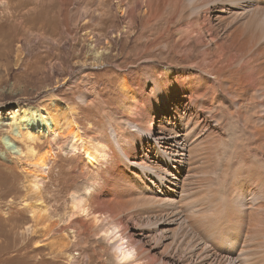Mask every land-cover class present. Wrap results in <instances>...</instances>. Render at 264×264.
I'll list each match as a JSON object with an SVG mask.
<instances>
[{
    "label": "rangeland",
    "instance_id": "1",
    "mask_svg": "<svg viewBox=\"0 0 264 264\" xmlns=\"http://www.w3.org/2000/svg\"><path fill=\"white\" fill-rule=\"evenodd\" d=\"M152 1L150 15L145 12L148 0H0V112L44 106L52 99L60 113L70 111L86 135L108 141L105 114L119 112L123 78L154 108L162 91L160 84L146 78L147 72L167 66L184 71L174 76L176 96L164 99V112L153 113V129L162 147L146 138L128 145L131 162L161 168L164 187L152 175L158 172L118 156L108 177L103 169L92 171L79 150L69 152L64 143L54 150L43 174L38 207L45 213L39 218L23 201L28 160L0 142V264H111L109 245L101 241L102 218L103 223H118L124 245L134 249L132 260L137 253L145 256L137 264H187L191 235L179 226L154 228L158 216H150L145 205L151 190L164 196L161 190L169 178L180 174L163 162L162 151L169 152L167 145L174 139L168 142L161 139L164 136L190 131L189 158L181 163V172L201 173L213 184L220 180L221 191L223 187L227 192L229 183L237 179L233 174L245 179L258 166L264 170V28L262 34L254 35L264 24V0L257 5L261 23L238 6L231 9L221 0H196L203 6L208 35L225 56L217 64L214 80L196 62L201 47L159 17L168 0ZM169 1L177 6L183 3ZM183 78L194 82L191 95L183 89ZM215 92L221 99L211 105ZM66 132L64 126L62 134ZM3 134L15 148L23 149L8 126L0 128ZM34 148L41 154L50 149V143L43 137ZM171 150L175 155L178 149ZM234 168L239 169L232 173ZM90 180L97 184L96 202L90 207L97 216L69 218L72 191ZM191 183L186 177L183 187ZM181 235L183 241L174 243ZM260 258L254 253V261Z\"/></svg>",
    "mask_w": 264,
    "mask_h": 264
},
{
    "label": "bare ground",
    "instance_id": "2",
    "mask_svg": "<svg viewBox=\"0 0 264 264\" xmlns=\"http://www.w3.org/2000/svg\"><path fill=\"white\" fill-rule=\"evenodd\" d=\"M215 1L218 2L219 0ZM251 1L221 0L220 3L227 5V7L231 6V9L238 6L237 8H241L253 21L255 19L261 23L257 15L259 0H254V5L249 4ZM245 2L246 4H244ZM166 5L167 8L158 11L159 17L164 19L169 26L170 24L176 26V31L183 33L186 38H193V42L201 47L196 61L200 66V70L212 73L213 80L216 79L218 74L216 72L217 64L225 56L222 55L223 52L215 42H212L213 38L207 33V25L202 18L204 11L201 9L203 6L199 5L196 0H183V3L178 6L173 5L168 0ZM151 6H153V1L148 0L145 12H150V15L151 10H153ZM263 28L264 24L254 35L262 34ZM162 33V38H165L167 34ZM183 74L184 71H176L168 66L154 68L151 72H147L146 78L154 81L155 84H160L161 88L159 89L162 91L158 99L156 98L154 101L158 105L157 107L154 105V108L151 103H146L138 91L131 87V83L127 78H123L119 86L123 98L119 112L113 114L109 111L105 114V129L108 133V141L86 135L73 121L72 115H69L70 111H67L66 115L60 113L52 99L49 104L46 103L44 106L24 105L14 107L13 111L8 113L1 111L0 128L8 126L9 132L15 134V137H18L22 142L23 149L15 148L4 134L0 136V142L11 153H15L18 158L28 160L24 178L26 192L23 201L25 207L33 215L41 217L40 215L44 211L38 205L41 203L39 193L44 179L43 174H45L52 161L54 150L65 144L69 152L79 150L83 162L92 171L103 169L104 174L108 177L110 171L117 165L119 157L124 162L127 161L134 166L147 169L148 172H158L152 175L155 176L158 184L164 187L166 179L164 181L160 179L159 171H161V168L147 163L143 167L142 162H131L128 155V145L129 143L132 144L133 140L138 141L146 138L154 141L158 149L162 147L159 145L160 143L158 144L159 137H156V130L153 129L154 123L152 120L155 118L153 113L164 112L161 106L164 99L167 98L169 101L178 93L174 76L179 77ZM183 80H185L184 91L191 95L192 87H194L193 80L184 78ZM220 99L221 95L215 92L212 95L210 104L213 105V103L219 102ZM147 120H150L149 130L146 129ZM63 123L67 127L65 135L62 134ZM189 132L186 130L185 132L176 133L173 137L164 136V138H161L166 139L168 142L171 138H174L169 144L164 142V145L168 144L169 152L162 151L161 155H166L163 162L166 165H171V168L174 171L177 170L180 174L177 175L176 179L175 175L171 176L168 172L163 173L171 176L165 189L161 190L164 196L154 191L155 189L151 190L150 196H147L145 205L149 215L158 216V220H156L153 227L166 230L170 226H179L185 233L191 235L185 253L187 264H264V175L262 173L264 170L258 166L254 170L255 172L248 177H244L245 179L241 175L233 174V177H237V179L233 178L232 182L229 183L230 187L229 190L227 188V192L223 190V187L221 191L222 182L220 180L217 184H213L211 179L201 176V173L191 172L188 174L186 171L181 172V163L189 158L188 153L191 147V141L188 138ZM129 133H132V140L128 138ZM43 137H46L50 143V149L39 154L35 151L34 144ZM66 139H69V141H66ZM137 143L135 142L133 145ZM171 149H178L175 155L171 153L175 150ZM257 156L259 157V155H253L254 158ZM238 169L234 168L233 171L232 169L230 171L234 173ZM186 177L192 180L189 187H183V180ZM96 190L97 184L91 180L73 190L70 195L68 217L94 216L95 218L97 215L91 212L90 207L96 202L94 197ZM39 201L40 203H38ZM104 221L105 218L100 220V224H102L100 229L102 233L101 241L109 245L111 264H137V261L145 258L141 253H137L136 260H132L134 249L129 245H124V235L119 234L118 223H103ZM183 239L184 237L181 235L180 238L174 240V243L180 244ZM254 253L261 255L258 261L253 260Z\"/></svg>",
    "mask_w": 264,
    "mask_h": 264
}]
</instances>
